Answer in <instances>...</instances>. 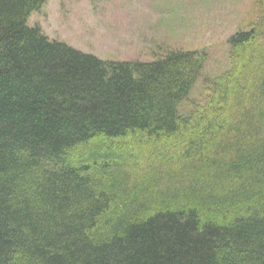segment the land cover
Segmentation results:
<instances>
[{
	"label": "trees",
	"instance_id": "trees-1",
	"mask_svg": "<svg viewBox=\"0 0 264 264\" xmlns=\"http://www.w3.org/2000/svg\"><path fill=\"white\" fill-rule=\"evenodd\" d=\"M0 0V264H264V0L225 66L102 60Z\"/></svg>",
	"mask_w": 264,
	"mask_h": 264
},
{
	"label": "rangeland",
	"instance_id": "rangeland-1",
	"mask_svg": "<svg viewBox=\"0 0 264 264\" xmlns=\"http://www.w3.org/2000/svg\"><path fill=\"white\" fill-rule=\"evenodd\" d=\"M252 0H47L28 17L49 38L102 60L149 61L167 48L226 64L227 38L246 28Z\"/></svg>",
	"mask_w": 264,
	"mask_h": 264
}]
</instances>
